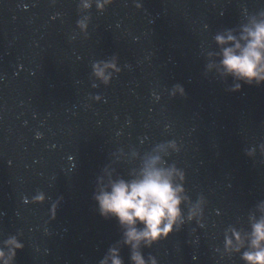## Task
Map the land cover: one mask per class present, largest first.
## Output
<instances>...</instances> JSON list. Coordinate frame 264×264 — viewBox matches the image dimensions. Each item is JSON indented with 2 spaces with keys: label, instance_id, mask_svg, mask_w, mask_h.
<instances>
[{
  "label": "water",
  "instance_id": "1",
  "mask_svg": "<svg viewBox=\"0 0 264 264\" xmlns=\"http://www.w3.org/2000/svg\"><path fill=\"white\" fill-rule=\"evenodd\" d=\"M83 3L0 0V246L22 239L15 264H99L122 230L99 214L97 177L108 167L127 178L164 145L202 215L145 257L245 264L224 239L250 230L264 201V85L229 91L231 78L206 64L214 35L264 11V0ZM114 55L122 72L105 85L92 65ZM177 84L186 95L173 96ZM173 140L179 152L167 147ZM121 255L131 264L127 247Z\"/></svg>",
  "mask_w": 264,
  "mask_h": 264
},
{
  "label": "clouds",
  "instance_id": "2",
  "mask_svg": "<svg viewBox=\"0 0 264 264\" xmlns=\"http://www.w3.org/2000/svg\"><path fill=\"white\" fill-rule=\"evenodd\" d=\"M93 2L97 10L104 11L114 0H84V8L90 9ZM137 7L143 5L137 3ZM77 25L87 28L83 21L78 20ZM214 41L218 51L207 53L206 72L214 71L223 80L231 78L229 91L233 92L241 91L244 84L264 85V11L248 14L238 28L217 32ZM92 69L105 85L110 84L113 74L122 72L116 55L111 60L98 61ZM177 93L186 95L182 85L173 87V96ZM167 147L180 151L175 140L169 141ZM259 147L264 154V144ZM245 151L249 156L256 153L254 147ZM168 154L164 145H158L141 159L140 166L131 170L127 178L108 167L97 177L93 199L99 214L105 219H115L122 230L121 240L108 249L99 264H126L121 246L130 250L131 264H160L151 254L145 257L143 249L168 240L173 233L182 230L187 221L199 223L200 201L191 202L185 187L186 173L175 164H167L164 156ZM36 200L43 202L45 196L41 194ZM186 204L191 205L187 217ZM256 211L259 216L256 212L249 215L250 230L241 232L233 227L225 234L224 250L240 254L245 264H264V201L256 205ZM55 218L53 214L52 219ZM24 248L18 236L8 237L0 246V264H15L18 251Z\"/></svg>",
  "mask_w": 264,
  "mask_h": 264
},
{
  "label": "snow or ice",
  "instance_id": "3",
  "mask_svg": "<svg viewBox=\"0 0 264 264\" xmlns=\"http://www.w3.org/2000/svg\"><path fill=\"white\" fill-rule=\"evenodd\" d=\"M114 3H115V0H114ZM139 4H141V3H139ZM140 8V7H139Z\"/></svg>",
  "mask_w": 264,
  "mask_h": 264
}]
</instances>
